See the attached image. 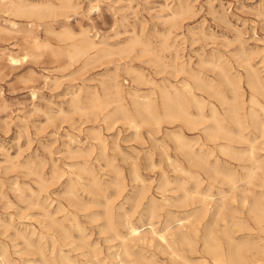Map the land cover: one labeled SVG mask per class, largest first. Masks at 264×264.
Listing matches in <instances>:
<instances>
[{"label": "rangeland", "instance_id": "374dc122", "mask_svg": "<svg viewBox=\"0 0 264 264\" xmlns=\"http://www.w3.org/2000/svg\"><path fill=\"white\" fill-rule=\"evenodd\" d=\"M255 206L264 0H0V264H214L209 238L262 260Z\"/></svg>", "mask_w": 264, "mask_h": 264}, {"label": "bare ground", "instance_id": "6f19581e", "mask_svg": "<svg viewBox=\"0 0 264 264\" xmlns=\"http://www.w3.org/2000/svg\"><path fill=\"white\" fill-rule=\"evenodd\" d=\"M42 4V3H41ZM45 4V3H44ZM25 5V4H24ZM47 6V5H46ZM41 8L43 7L42 5L40 6ZM78 8V7H77ZM47 9H48V7H47ZM63 9V8H62ZM52 10V9H51ZM50 10V11H51ZM60 10V9H59ZM46 11V10H45ZM29 12H30V9H29ZM57 12V11H56ZM15 13V12H14ZM34 14V13H33ZM32 15V14H31ZM41 15V14H40ZM176 15V14H175ZM29 17V16H28ZM7 22V21H6ZM15 25V24H14ZM43 25V24H42ZM16 27V26H15ZM14 28V27H13ZM15 29V28H14ZM15 32V31H14ZM78 35V34H77ZM36 36V35H35ZM84 41L82 42V45L79 47V48H76V52H77V54H76V56L77 55H80V54H82L83 52H85L86 50H89V49H96V44L93 42V41H91V39L89 38V36H88V34L87 33H85L84 35ZM39 37V36H38ZM31 39V43L35 46V47H38L39 46V41L35 38V37H31L30 38ZM80 43V42H79ZM78 44V43H77ZM98 44V43H97ZM129 44H131V43H129ZM138 44V43H137ZM102 45V44H101ZM136 45V44H135ZM68 46V45H67ZM133 47V46H132ZM9 50V49H8ZM153 51V50H152ZM99 53V52H98ZM124 53V52H123ZM94 54V53H93ZM143 54H144V52H143ZM65 57V56H64ZM103 57H105V56H103ZM94 58V57H93ZM8 59H9V61H10V63H12V64H15V63H18V60L14 57V56H12V55H9V57H8ZM99 60V59H98ZM179 60V59H178ZM73 61V60H72ZM176 62V61H175ZM153 63H155V62H153ZM89 66V65H88ZM164 67H166L165 65H164ZM168 67V66H167ZM171 67V66H170ZM156 68V67H155ZM158 68H159V66H158ZM216 68V67H215ZM256 69V68H255ZM254 69V70H255ZM184 70V69H183ZM110 71V70H109ZM177 71V70H176ZM113 73V72H112ZM161 73V72H160ZM176 73V72H175ZM115 78H117V77H115ZM225 78V77H224ZM223 78V79H224ZM196 79V78H195ZM114 80V79H113ZM140 80V79H139ZM142 81V80H141ZM188 81V80H187ZM133 83V82H132ZM149 83H151L152 84V82H149ZM164 83V82H163ZM257 83V85L259 86V82L257 81L256 82ZM182 84V83H181ZM208 84V83H207ZM138 85V84H137ZM197 85V84H196ZM154 86V85H153ZM206 86V85H205ZM204 86V87H205ZM113 87H114V85H113ZM171 87V86H170ZM183 87H185V86H183ZM202 87V86H201ZM209 87V86H208ZM186 88V87H185ZM181 89V88H180ZM186 89H188V88H186ZM209 89H211V88H209ZM120 90V89H119ZM153 90V89H152ZM174 90V89H173ZM214 91V90H213ZM118 92V91H117ZM236 91L234 90V93H235ZM216 93V92H215ZM209 94V93H208ZM143 95V94H142ZM118 96V95H117ZM116 96V97H117ZM122 97V96H121ZM262 97V96H261ZM118 98V97H117ZM142 98V97H141ZM144 98V100H145V97H143ZM164 100H172V97L168 94V93H165V94H163V97H162ZM209 98V97H208ZM80 100V99H79ZM118 100V99H117ZM94 101H96V100H94ZM206 101V100H205ZM81 101H79V103H80ZM96 103V102H95ZM135 103V102H134ZM255 103V102H254ZM97 104V106H99L100 105V103H96ZM109 105V104H108ZM110 106V105H109ZM213 107V106H212ZM142 108V110L144 111V112H148L149 110H150V105L149 104H147L146 106H144V107H141ZM215 109V108H214ZM139 112H141L140 111V109H139ZM207 113V112H206ZM214 113V112H213ZM155 114H157V113H155ZM218 114V113H217ZM230 114H231V118H232V120H234L235 121V123L239 126V127H242V122H241V118H240V115H239V113H238V111L234 108V109H232L231 110V112H230ZM247 114V113H246ZM249 114V113H248ZM145 115V114H144ZM224 115V114H223ZM254 116V115H253ZM153 117V116H152ZM165 117H168V118H171V119H182V118H188L189 117V114H188V112L183 108V107H181L180 106V104H174L173 106H168L167 108H166V110H165ZM192 117V116H191ZM249 117H250V115H249ZM248 117V118H249ZM146 118H149V117H145L142 121L143 122H146L147 120H149V119H146ZM196 118H198V116L196 117ZM153 119V118H152ZM206 119V118H205ZM250 120V119H249ZM129 121V120H128ZM127 121V122H128ZM134 121V120H133ZM132 121V122H133ZM181 121V120H180ZM115 124V123H114ZM132 124V123H131ZM135 124V123H134ZM133 124V125H134ZM157 125V124H156ZM195 125V124H194ZM200 125V124H199ZM137 126V125H136ZM257 126V125H256ZM130 127H132V126H130ZM135 127V126H134ZM138 128V127H137ZM136 127H135V130L137 129ZM195 128V127H194ZM212 129H214V128H212ZM228 129V128H227ZM255 129V128H254ZM201 130V129H200ZM223 130V129H222ZM138 131V130H137ZM136 131V132H137ZM196 131V130H195ZM217 132L218 131H221V127H217V130H216ZM254 131V130H253ZM262 131V130H261ZM214 133V132H213ZM228 133V132H227ZM98 134V133H97ZM229 134V133H228ZM172 135V134H171ZM214 135H215V133L213 134V135H211L213 138H214ZM263 135V134H262ZM220 136V135H219ZM173 137H174V135H173ZM263 137V136H262ZM102 139V138H101ZM202 140V139H201ZM241 140V139H240ZM95 141H96V139H95ZM97 141H99V140H97ZM101 141V140H100ZM255 141H257V140H255ZM179 142H180V140H179ZM197 142V141H196ZM240 142V141H239ZM250 143H251V141H250ZM100 145H101V143H100ZM181 145V147L182 148H188L189 150H190V152H191V148L189 147V144H184V143H181L180 144ZM195 145V144H194ZM221 145V144H220ZM209 146V145H208ZM252 146V145H251ZM178 147V146H177ZM252 149V148H251ZM103 151V150H102ZM180 151H184V150H180ZM73 153V152H72ZM164 153V152H163ZM149 155V154H148ZM164 155H165V153H164ZM167 156V155H166ZM192 156V155H191ZM200 157V156H199ZM199 159V158H198ZM167 161V160H166ZM170 161V160H169ZM247 162V161H246ZM172 164V163H171ZM177 165V164H176ZM209 165V164H208ZM207 165V166H208ZM173 166V165H172ZM182 166V165H181ZM150 168V167H149ZM41 169V168H40ZM176 169V168H175ZM101 170V169H100ZM259 170H261V169H259ZM83 171V170H82ZM81 173V172H80ZM137 173H135V175H136ZM253 175V174H252ZM142 178V177H141ZM138 179V178H137ZM162 180V179H161ZM262 180V179H261ZM177 183V182H176ZM235 183V182H234ZM84 184V183H83ZM122 184V183H121ZM82 185V184H81ZM95 185V184H94ZM249 185V184H248ZM166 186V185H165ZM116 187H118V186H116ZM121 187V186H120ZM136 187V186H135ZM238 187V186H237ZM140 188V187H139ZM94 189H95V187H94ZM100 190V189H99ZM16 192V191H15ZM167 192H168V190H167ZM181 192V191H180ZM175 193V192H174ZM189 196H191V195H189ZM184 197V196H183ZM206 197V196H205ZM133 199V198H132ZM140 199H142V198H140ZM145 198H143V200H144ZM131 200V199H130ZM134 200V199H133ZM146 200H147V198H146ZM160 200V199H159ZM182 200H184L185 201V199H182ZM208 202V201H207ZM142 203V202H141ZM166 203H168L167 201H166ZM180 203H181V201H180ZM211 203V202H210ZM177 204V203H176ZM208 205H209V203H208ZM248 206V205H247ZM138 207V206H137ZM67 209V208H66ZM153 209V208H152ZM179 209V208H178ZM248 209H249V207H248ZM233 210V209H232ZM219 211V210H218ZM248 211V210H247ZM146 212V211H145ZM154 213V212H153ZM239 213V212H238ZM248 213V212H247ZM250 214H251V216H252V214H253V217L255 218V220L256 221H258L259 223L260 222H262V220L264 219V212H262L261 210H259L258 209V207H253L251 210H250ZM159 215V214H158ZM215 216V215H214ZM235 216V215H234ZM105 217V216H104ZM73 218V217H72ZM86 218V217H85ZM96 218V217H95ZM98 218V217H97ZM108 218V217H107ZM106 219V218H105ZM89 220H91V219H89ZM234 220V219H233ZM72 221V220H71ZM232 221V220H231ZM73 222V221H72ZM122 222V221H121ZM230 223V222H229ZM121 224V223H120ZM230 224H232L233 226H236L237 224L234 222V221H232V223H230ZM123 225H125L124 223H123ZM163 225V224H162ZM232 226V227H233ZM263 226V225H262ZM154 227V226H153ZM182 227H183V225H182ZM100 228V227H99ZM110 228V227H109ZM112 228V227H111ZM124 228V227H123ZM155 228V227H154ZM232 229H235V228H232ZM198 230V229H197ZM100 232H101V230H100ZM139 232H140V230H139ZM242 232H243V230H242ZM131 233L133 234V235H137L138 234V231L137 230H135V229H133V228H131ZM156 233V232H155ZM107 234V233H106ZM63 235V234H62ZM52 236V235H51ZM162 237V236H161ZM203 237V236H202ZM157 238V237H156ZM235 239V238H234ZM77 240V239H76ZM149 240V239H148ZM224 240V239H223ZM109 241V240H108ZM145 241V240H144ZM184 241H186V239H184ZM188 241V240H187ZM51 242V241H50ZM165 242V241H164ZM199 242V241H198ZM196 243V242H195ZM194 243V244H195ZM98 244V243H97ZM167 244V243H166ZM194 244H192V245H194ZM255 244H257V245H259L258 243H255ZM163 245H164V243H163ZM162 245V246H163ZM199 245V244H198ZM51 246H52V243H51ZM64 246V245H63ZM98 246V245H97ZM102 246V245H101ZM136 246V245H135ZM161 246V245H160ZM202 246V245H201ZM231 246V245H230ZM30 247V246H29ZM165 247V246H164ZM189 247V246H188ZM223 247V246H222ZM232 247V246H231ZM263 247V246H262ZM3 248V247H2ZM36 248V247H35ZM165 248H167V247H165ZM264 248V247H263ZM262 248V249H263ZM53 249V248H52ZM187 249H189V248H187ZM200 249V248H199ZM204 249H205V252L209 255V256H211V258H212V261H213V263L214 264H228V263H230V264H252V263H264V252H263V258H262V260H257V257H256V259H251V260H247V259H245L242 255H241V253H240V249L238 250V249H236V250H234V251H232L231 249H230V251L227 253H223L222 251H221V249H220V246H218V245H216L215 244V242L213 241V239L212 238H209V240H207V241H205V243H204ZM36 250V249H35ZM159 250H161V249H159ZM37 251V250H36ZM75 251V250H74ZM80 252V251H79ZM119 252V251H118ZM195 252V251H194ZM199 252V251H198ZM250 252V251H249ZM31 253H32V251H31ZM37 253H39V252H37ZM59 253V252H58ZM101 253V252H100ZM175 255H176V253L175 252H173ZM256 253V252H255ZM259 253H262V252H259ZM79 254V253H78ZM81 254V253H80ZM118 254V253H117ZM38 255H40V256H44V255H42V254H38ZM64 256H65V254H63ZM119 255V254H118ZM128 254H126V256H127ZM158 255V254H157ZM162 256L164 255V253H162L161 254ZM191 255V254H190ZM253 255V254H252ZM251 255V256H252ZM258 255V254H257ZM256 255V256H257ZM250 256V257H251ZM79 257V256H78ZM82 257V256H81ZM108 257V256H107ZM120 257V256H119ZM178 257V256H177ZM42 258V257H41ZM142 258V257H141ZM149 258V257H148ZM64 259H66V258H64ZM78 259V258H77ZM111 259V258H110ZM179 259H181V257H179ZM198 259V258H197ZM201 259H203V258H201ZM6 260V259H5ZM39 260V259H38ZM76 260V259H75ZM144 260V259H143ZM4 261V260H3ZM7 261V260H6ZM39 262V261H38ZM102 262V261H101ZM124 262V261H123ZM6 263V262H5ZM8 263V262H7ZM65 263V262H64ZM68 263V262H67ZM77 263H79V262H77ZM96 263V262H95ZM103 263H104V261H103ZM140 263V262H139ZM141 263H142V260H141ZM145 263H146V261H145ZM147 263H151V262H147ZM71 264V263H70ZM202 264H208V263H206V262H204V263H202Z\"/></svg>", "mask_w": 264, "mask_h": 264}]
</instances>
